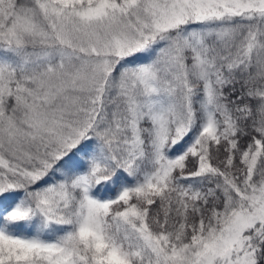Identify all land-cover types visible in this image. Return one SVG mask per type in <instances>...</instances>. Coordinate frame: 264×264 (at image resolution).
I'll use <instances>...</instances> for the list:
<instances>
[{
  "label": "snow or ice",
  "instance_id": "6c2138e0",
  "mask_svg": "<svg viewBox=\"0 0 264 264\" xmlns=\"http://www.w3.org/2000/svg\"><path fill=\"white\" fill-rule=\"evenodd\" d=\"M0 264H264V0H0Z\"/></svg>",
  "mask_w": 264,
  "mask_h": 264
}]
</instances>
